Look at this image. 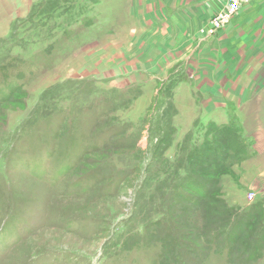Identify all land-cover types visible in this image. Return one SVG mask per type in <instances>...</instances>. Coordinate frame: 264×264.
I'll return each instance as SVG.
<instances>
[{
	"label": "rangeland",
	"instance_id": "374dc122",
	"mask_svg": "<svg viewBox=\"0 0 264 264\" xmlns=\"http://www.w3.org/2000/svg\"><path fill=\"white\" fill-rule=\"evenodd\" d=\"M30 1L13 16L0 0V264H177L175 255L192 258L189 264H264V253L247 260L253 231L243 225L232 254L222 242L195 261L205 248L199 230L221 209L207 201L205 183L241 210L260 199L258 188L264 192V184L248 186L263 177L264 162L246 160L252 143L245 128L212 121L205 106L216 70H247L248 24L209 47L220 30L212 29L216 13L206 0L170 1L183 13L168 32L152 20L167 9H158L163 0ZM200 1L206 15L215 14L195 31L202 13L186 7ZM263 22L262 10L256 27ZM219 80L229 85L225 75ZM231 81L249 84L241 76ZM251 81L257 93L263 89V78ZM214 125L238 131L241 160L196 158L195 186H174L197 203L172 197L173 225L156 222L168 194L156 189V175L175 162L183 167ZM250 125L263 146L262 127ZM237 192L248 205L228 202ZM170 242L183 252H172Z\"/></svg>",
	"mask_w": 264,
	"mask_h": 264
},
{
	"label": "crops",
	"instance_id": "0c3cea01",
	"mask_svg": "<svg viewBox=\"0 0 264 264\" xmlns=\"http://www.w3.org/2000/svg\"><path fill=\"white\" fill-rule=\"evenodd\" d=\"M155 1V0H154ZM170 1L173 4H176V0H163L158 5L159 7L163 6L167 3V9L163 12L159 11L156 14L152 15V20L158 19L159 28L161 27L167 28V32L170 29V22H172L175 15H181V12H178L175 8L171 6ZM211 3L209 7L212 8L211 11L218 13L224 6L223 0H206ZM4 5L6 8L9 9L10 15H17V13H23L28 8L31 7L30 0H3ZM107 4V3H106ZM144 2L142 3L143 6ZM206 3L199 2L195 5H191L190 7H186L187 11L190 13H202L199 18L200 25L192 27V30L197 31L198 29L204 27L206 25L207 20L210 16H213L215 13L213 12L211 15H206L203 11V6ZM218 4V7H217ZM108 5V4H107ZM207 7V5H206ZM205 7V8H206ZM213 7L215 9H213ZM173 8V9H172ZM157 9V10H158ZM178 9V8H177ZM218 9V10H217ZM180 10V9H178ZM217 10V11H216ZM263 10L264 14V0H249L245 5L241 7L236 15H234L229 22L219 31L220 34L215 38L216 40H212L207 46L214 47L218 42L220 43V35L222 36L228 30H231L235 26H240L243 23L248 24L249 26V33L247 34L248 37L246 38L247 47H249V55L252 56L251 60L247 62V70H239V69H229L226 73L225 69L216 70L215 74L211 77L206 87V90L209 93L214 94L213 97L208 98L205 102V106L210 110L213 111L212 121H216L218 124H228V123H241L243 128H245L247 138L251 139V146L252 151L251 155L247 157V161L249 162H264V145L262 146L261 140L253 134L250 123L255 122V124L259 127H262V131L264 132V87L262 90H259L258 93L254 85H252L251 79H264V59L260 56L262 54L264 56V32H263V39L258 36V33L261 29L264 31V22L263 26L256 27L257 20L260 17L261 11ZM186 11V12H187ZM199 12V13H198ZM173 16V17H172ZM246 17V18H245ZM245 18V19H244ZM241 20V21H239ZM175 22V21H173ZM242 23V24H240ZM239 24V25H236ZM234 26V27H233ZM229 28V29H228ZM225 31V33H224ZM258 31V32H257ZM258 39V41H256ZM215 41V42H214ZM263 48V50H262ZM226 73V74H225ZM227 78V82L229 85L224 86L221 83V79L223 76ZM243 77L247 79V83L249 84L246 86H239L235 85L234 81H231L232 77ZM261 93L262 95L257 96V94ZM231 98V99H229ZM238 98V99H237ZM215 113H218L221 119L214 116ZM247 119H249L247 121ZM253 139V141H252ZM263 177L259 179L255 177L252 180H249V187H260L264 184V174ZM258 192H261L258 197L259 200L264 198V192L262 188ZM262 194V195H261ZM230 200L228 201L232 205H239V206H246L248 205V201L246 200L245 194L242 192H237V194L233 196H227ZM233 199V200H232ZM258 200V201H259ZM264 202V201H263ZM263 205V204H262ZM252 205H249L246 208H249ZM264 207V205H263ZM264 257H262L258 262H263Z\"/></svg>",
	"mask_w": 264,
	"mask_h": 264
},
{
	"label": "trees",
	"instance_id": "16d2710c",
	"mask_svg": "<svg viewBox=\"0 0 264 264\" xmlns=\"http://www.w3.org/2000/svg\"><path fill=\"white\" fill-rule=\"evenodd\" d=\"M237 130L233 128V126H225V127H217L213 126L211 129H209L206 132V139L204 141H198L201 143H198L197 148L192 151L188 152L185 159H181L186 164L181 167L178 165V162H175L173 166L171 167L169 164L168 169L163 171V174L156 175L157 180V188L160 189H166L168 190V194H165L166 197V203L163 206V208L158 209L155 211L157 212L162 218L156 219V222L164 221L168 225H173V216L170 211V206L172 204L171 198L178 196L179 198H185L186 200L192 201L193 199L189 196L187 193H177V188L174 186V184L180 183L184 184V187L188 184H191L192 181H194L195 177H197L196 172L194 171V175H192V169L194 166V160L196 158H199L200 160H208V162L212 161L214 159L215 154L221 155L222 164H227V162H232L235 160L238 153L241 152L242 149L237 150L238 145L236 146V140L238 139ZM211 137H208V135ZM236 146V147H235ZM224 149V152H221V149ZM208 152H213L212 154H209ZM236 160H241L237 159ZM218 165L216 163L213 164L212 168L217 170ZM225 166V165H224ZM198 178V177H197ZM181 181H180V180ZM196 183L191 184V186H195ZM210 187L211 189L208 192L207 201L209 200V204L216 205V203L220 202L221 206L219 209V213L213 217L212 219H209L205 224V230H207V234L202 230H199L201 235H198V239H202L204 243V247L202 248L206 251H200L198 250L197 256L204 253L206 254V258L209 256V250L214 247V245L217 247L220 245V243H226L229 245V254H232V248L235 249L237 247V242L240 239L236 236L234 233L235 231L241 232L242 229L239 230V226L245 229V227H248V230L253 231V235L251 238V246L253 247V253L250 255V258L247 257V260L250 262H253L254 260L260 259V256L264 253V200L256 201L252 206L249 208H245L244 210H241L240 208H231L226 205V202L224 201L221 194H218L217 192L220 190L218 189L217 192H215V188H213V184L210 186L211 183H205ZM154 186V185H152ZM215 187V186H214ZM194 190L199 189L198 187H191ZM215 189L214 191L212 190ZM217 188V186H216ZM221 192V191H220ZM205 194V193H204ZM213 194V195H212ZM158 195V194H157ZM206 195V194H205ZM219 200H217V198ZM156 198V195H152ZM203 198L205 196L200 195ZM146 196H142L141 198H145ZM159 199L160 197L157 196ZM164 199V198H163ZM214 200V201H212ZM197 199H194L193 202H196ZM219 203V204H220ZM263 204V205H262ZM223 205V206H222ZM209 209V208H208ZM165 210V211H162ZM204 219V218H203ZM208 226V227H207ZM210 227H212L210 229ZM206 234V235H205ZM209 236V237H208ZM208 237V238H207ZM211 238V239H209ZM224 238V239H223ZM222 243V244H223ZM172 248V252H183L182 246H177L173 243H169ZM197 245H191L194 251V247ZM179 248V250L177 249ZM201 249V250H202ZM170 250V249H169ZM171 253V252H170ZM193 255V254H191ZM246 260V261H247ZM174 261L177 262V264H189L190 261H193L192 258H180L179 255H175ZM199 263H201L202 258L198 256L197 260H195Z\"/></svg>",
	"mask_w": 264,
	"mask_h": 264
},
{
	"label": "built area",
	"instance_id": "2783aa9c",
	"mask_svg": "<svg viewBox=\"0 0 264 264\" xmlns=\"http://www.w3.org/2000/svg\"><path fill=\"white\" fill-rule=\"evenodd\" d=\"M248 1L249 0H223V8L212 18V29L215 31L221 30ZM253 197L254 195H249V200H252Z\"/></svg>",
	"mask_w": 264,
	"mask_h": 264
}]
</instances>
